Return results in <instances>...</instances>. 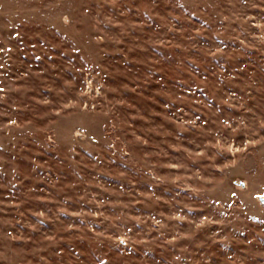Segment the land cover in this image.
<instances>
[{
	"label": "rangeland",
	"instance_id": "1",
	"mask_svg": "<svg viewBox=\"0 0 264 264\" xmlns=\"http://www.w3.org/2000/svg\"><path fill=\"white\" fill-rule=\"evenodd\" d=\"M0 264H264V0H0Z\"/></svg>",
	"mask_w": 264,
	"mask_h": 264
}]
</instances>
